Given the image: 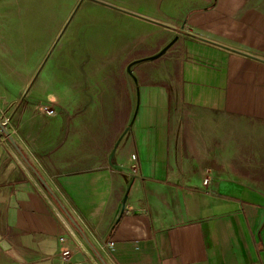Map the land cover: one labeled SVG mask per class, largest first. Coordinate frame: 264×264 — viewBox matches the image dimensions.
Instances as JSON below:
<instances>
[{
  "label": "crops",
  "instance_id": "0c3cea01",
  "mask_svg": "<svg viewBox=\"0 0 264 264\" xmlns=\"http://www.w3.org/2000/svg\"><path fill=\"white\" fill-rule=\"evenodd\" d=\"M151 1L130 62L178 39L134 68L114 159L130 170L109 161L137 100L127 72L94 82L80 57L1 102L16 144L0 126V264H65L64 249L74 264H264V0Z\"/></svg>",
  "mask_w": 264,
  "mask_h": 264
},
{
  "label": "rangeland",
  "instance_id": "374dc122",
  "mask_svg": "<svg viewBox=\"0 0 264 264\" xmlns=\"http://www.w3.org/2000/svg\"><path fill=\"white\" fill-rule=\"evenodd\" d=\"M155 8L151 0H0V120L12 125L15 105L1 102L27 94L39 70H62L69 60L71 70L78 69L73 62L81 57L94 82L126 72L135 54L130 50L152 26L133 13ZM38 112L54 117L56 102H40Z\"/></svg>",
  "mask_w": 264,
  "mask_h": 264
},
{
  "label": "water",
  "instance_id": "95a60500",
  "mask_svg": "<svg viewBox=\"0 0 264 264\" xmlns=\"http://www.w3.org/2000/svg\"><path fill=\"white\" fill-rule=\"evenodd\" d=\"M177 39H178V36H175L170 42H168L162 49H160L155 54H152V55H149V56H146V57H142V58H137V59L131 61L128 64V66H127V70H126L127 77L128 78H132L134 80L135 84H136V87H137V100H136V103H135L133 114H132V116H131V118L129 120V123H128L127 127L125 128V130L123 131L121 136L118 138L117 142L115 143V145H114V147H113V149L111 151V154H110V157H109V161H110L111 166L114 167V168L130 170L129 167L117 164L114 161V159H115V155H116L117 149H118L122 139L132 129V127L134 125V122H135L136 115L138 113V109H139V83H138V78H137V76L134 73V68H135L136 65H138V64H140L142 62L153 61V60H156V59L160 58L161 56H163L174 45V43L177 41ZM0 126L2 128V131L5 132L10 137V139L14 142V144H16L15 141H14L13 136L10 133V131L2 123L1 120H0ZM132 183H133V180H131L129 182L128 186H127L126 193H125V195H124V197L122 199V203H121V206H120L117 222L121 219V217H122V215H123V213L125 211L126 203H127V200H128V196H129V192H130ZM83 259H84V257L82 255V253L78 252V253L72 255L65 264H74L76 262L82 261Z\"/></svg>",
  "mask_w": 264,
  "mask_h": 264
},
{
  "label": "built area",
  "instance_id": "2783aa9c",
  "mask_svg": "<svg viewBox=\"0 0 264 264\" xmlns=\"http://www.w3.org/2000/svg\"><path fill=\"white\" fill-rule=\"evenodd\" d=\"M49 113H53V111L51 110V111H49ZM2 123H3L6 127H8V126H7V125H8V122H2ZM207 182H208V179L205 180V183H207ZM64 240H65V237H64V236H61V237H60V241L63 242ZM111 244H113V243H111ZM71 254H72V252H71L69 249H64V250H62L61 255H62V260H63L64 263H66V262L69 260Z\"/></svg>",
  "mask_w": 264,
  "mask_h": 264
}]
</instances>
